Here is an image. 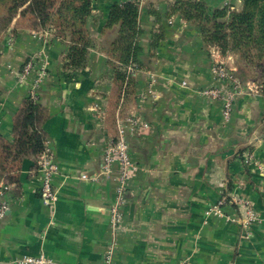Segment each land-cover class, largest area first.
Here are the masks:
<instances>
[{"label":"crops","instance_id":"1","mask_svg":"<svg viewBox=\"0 0 264 264\" xmlns=\"http://www.w3.org/2000/svg\"><path fill=\"white\" fill-rule=\"evenodd\" d=\"M130 0H97L87 21L97 41L109 6ZM174 0H141V68L133 94L115 101L107 55L90 49L83 69L65 66L66 45L48 32L11 24L0 36V136L11 141L12 121L32 87L35 73H19L43 53L46 65L37 88L49 112L45 146L58 166L52 208L39 198L36 159H25L19 184L5 194L0 219V264L43 255L57 264H264V95L241 83L230 115L223 103L200 92L216 88L215 62L236 73V60L203 44L197 26L169 15ZM210 11L225 0H202ZM243 0H231L234 9ZM156 35V37H152ZM117 103V104H116ZM133 117L128 130L130 174L121 221L113 231L118 165L102 171L103 154L116 135V120ZM86 175L88 179H81ZM94 178V179H92ZM249 203L257 221L243 226L245 207L227 204L221 215L206 214L222 196Z\"/></svg>","mask_w":264,"mask_h":264},{"label":"trees","instance_id":"2","mask_svg":"<svg viewBox=\"0 0 264 264\" xmlns=\"http://www.w3.org/2000/svg\"><path fill=\"white\" fill-rule=\"evenodd\" d=\"M96 3L97 0H0V36L15 20V25L32 32H48L66 45L65 66L73 70L85 67L90 49H100L107 55L118 103L133 94V77L141 68L140 0L109 6L100 32L111 33L112 38L100 42L87 27ZM171 14L197 26L205 46L235 57V77L241 83H253L264 95V0H243L238 10L223 7L212 11L202 0H174ZM48 117V110L38 99L27 95L22 100L13 117L11 141L0 136V183L18 185L22 161L36 159L44 151L43 125Z\"/></svg>","mask_w":264,"mask_h":264},{"label":"built area","instance_id":"3","mask_svg":"<svg viewBox=\"0 0 264 264\" xmlns=\"http://www.w3.org/2000/svg\"><path fill=\"white\" fill-rule=\"evenodd\" d=\"M141 1V0H140ZM224 7L233 10L231 0H225ZM35 73V78L32 87L29 91V96L37 99V88L44 76H46V65L43 59V53L29 58L22 66L19 73V79L22 81L28 74ZM212 74L220 79L225 80L229 84V92L222 93L219 89L209 88L204 89L200 93L214 100H219L223 103L222 114L227 119L230 115L232 99L235 94L241 92V83L235 77L233 70L227 68L224 64L215 62L211 68ZM140 125L133 117L116 120V135L109 143V146L103 154L102 171H109L110 165L114 162L118 165V175L116 177L115 202L110 208L109 225L113 231H116L120 225L121 212L120 208L125 203V193L130 174L135 170V167L129 156V146L127 142L128 130L139 129ZM36 170L40 174L39 198L43 206L52 208L57 200V191L53 186V178L58 173V166L53 159V156L45 146L44 151L36 158ZM81 179H88L86 175H81ZM94 179V178H92ZM10 186L0 183V219H2L8 209L7 202L4 199ZM227 204L245 207V214L239 219L243 226H248L257 221L256 214L252 211L249 203L245 200L236 197L228 198L227 195L222 196L214 205H212L206 214L221 215V208ZM112 250L109 249L104 258L103 264L112 263ZM14 264H57L50 258L43 255L37 257L23 256L16 258Z\"/></svg>","mask_w":264,"mask_h":264}]
</instances>
